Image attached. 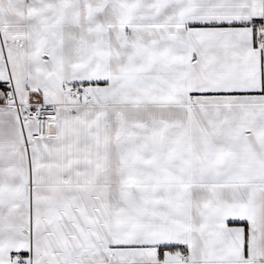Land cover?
Wrapping results in <instances>:
<instances>
[{"label":"snow or ice","instance_id":"obj_1","mask_svg":"<svg viewBox=\"0 0 264 264\" xmlns=\"http://www.w3.org/2000/svg\"><path fill=\"white\" fill-rule=\"evenodd\" d=\"M0 264H264V0H0Z\"/></svg>","mask_w":264,"mask_h":264}]
</instances>
